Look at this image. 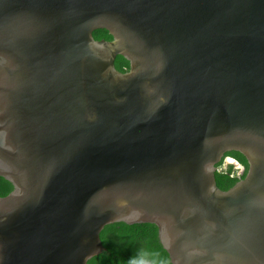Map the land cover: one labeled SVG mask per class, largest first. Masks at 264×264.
Returning a JSON list of instances; mask_svg holds the SVG:
<instances>
[{
	"label": "water",
	"instance_id": "1",
	"mask_svg": "<svg viewBox=\"0 0 264 264\" xmlns=\"http://www.w3.org/2000/svg\"><path fill=\"white\" fill-rule=\"evenodd\" d=\"M0 175V264H87L115 221L264 264V0H0Z\"/></svg>",
	"mask_w": 264,
	"mask_h": 264
},
{
	"label": "trees",
	"instance_id": "2",
	"mask_svg": "<svg viewBox=\"0 0 264 264\" xmlns=\"http://www.w3.org/2000/svg\"><path fill=\"white\" fill-rule=\"evenodd\" d=\"M107 33L105 28L93 31L96 38ZM108 37L111 38L110 35ZM115 65L121 71L129 69V61L122 55H117ZM235 153L247 167L248 162L245 156L241 152ZM245 174L246 171L239 176L232 165L224 167L223 160L217 164L215 171L217 185L222 189L229 188ZM13 188V182L0 175V196L7 195ZM100 237L106 250L92 256L87 264H173L167 250L159 240L158 227L155 223L111 222L103 227Z\"/></svg>",
	"mask_w": 264,
	"mask_h": 264
},
{
	"label": "flooded vegetation",
	"instance_id": "3",
	"mask_svg": "<svg viewBox=\"0 0 264 264\" xmlns=\"http://www.w3.org/2000/svg\"><path fill=\"white\" fill-rule=\"evenodd\" d=\"M94 35V34H93ZM108 35H110L111 36V34L108 32L107 33V35L105 34L104 36H101V37H99V38H96L95 36V38L96 39H111L112 38V36H111V38L110 37H108ZM232 151V153H230ZM235 152H240L239 150H235V149H232V150H228V151H226L224 154H223V156H222V158H221V160H223V166L224 167H227L228 165H232L233 166V168L234 169H236V167H235V164L236 163H238V164H240V166H241V170L240 171H238L237 170V174L240 176V175H242L245 171H246V174H247V172H248V169H249V163H248V166L246 167V164L238 157V155H237V153H235ZM242 153V152H241ZM243 154V153H242ZM244 155V154H243ZM245 156V155H244ZM246 158V157H245ZM247 159V158H246ZM220 160V161H221ZM236 162V163H235ZM247 162H248V160H247ZM218 164V163H217ZM245 174V175H246ZM242 179V177L240 178V179H238V181L239 180H241ZM237 182V181H236ZM235 182V183H236ZM234 183V184H235ZM231 187V186H230ZM160 240V239H159Z\"/></svg>",
	"mask_w": 264,
	"mask_h": 264
},
{
	"label": "rangeland",
	"instance_id": "4",
	"mask_svg": "<svg viewBox=\"0 0 264 264\" xmlns=\"http://www.w3.org/2000/svg\"><path fill=\"white\" fill-rule=\"evenodd\" d=\"M235 163H236V162H235ZM235 167H236V170H238V171L241 170V166H240V164L236 163V164H235Z\"/></svg>",
	"mask_w": 264,
	"mask_h": 264
},
{
	"label": "bare ground",
	"instance_id": "5",
	"mask_svg": "<svg viewBox=\"0 0 264 264\" xmlns=\"http://www.w3.org/2000/svg\"><path fill=\"white\" fill-rule=\"evenodd\" d=\"M243 178V177H242Z\"/></svg>",
	"mask_w": 264,
	"mask_h": 264
}]
</instances>
